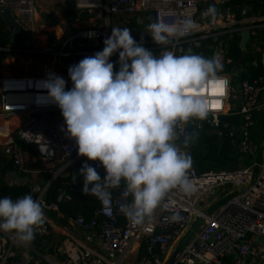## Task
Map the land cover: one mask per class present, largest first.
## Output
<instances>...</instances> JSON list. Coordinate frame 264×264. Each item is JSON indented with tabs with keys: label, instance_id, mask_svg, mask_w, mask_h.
I'll list each match as a JSON object with an SVG mask.
<instances>
[{
	"label": "built area",
	"instance_id": "2783aa9c",
	"mask_svg": "<svg viewBox=\"0 0 264 264\" xmlns=\"http://www.w3.org/2000/svg\"><path fill=\"white\" fill-rule=\"evenodd\" d=\"M38 1L0 0V10H8L29 35L37 16ZM75 2L76 8L82 11L104 10L107 13V20L103 28L79 33L74 39L66 41L56 49L35 44V39L30 35L20 46L9 44L0 48V52L24 54L29 58H49L35 73L0 77V147L12 162L16 172L32 176L42 170H31L26 167L27 152L18 141L22 140L28 147L33 144H47L52 149V155L41 158L36 153L40 161L50 163L57 162L60 158L67 159L57 171L46 170L51 174L49 182L81 156H78L75 141L66 132L59 107L48 99L43 82L50 78V74H55L66 81L65 90L73 87L68 69L83 58L103 50V41L111 35L108 14L149 13L151 23L159 19L167 23L190 19L194 21L195 28L188 35L175 38L168 45H157L149 36L144 41L148 45L146 48L156 51L157 56L162 51H173L177 55H183L187 54L188 49L194 54L204 56L203 43L211 39L215 42L214 45L211 44L213 56L219 55L223 63H229L231 60H225L226 48L219 40L220 36H230L238 32L241 37V32L248 29L251 38L264 27V12L255 13L253 6L247 5L242 9L249 8L250 17L243 15L236 17L226 4L228 0H208L203 3L197 0H75ZM213 3L219 11L217 18L211 20L203 17L202 13ZM80 39H87V45H75ZM72 44L75 47H72ZM252 46L256 51H260L259 47L254 44ZM114 55L119 59L118 53ZM240 68L243 69L235 63L229 73L218 72L217 78L210 80L200 90V95L205 97L209 109L207 118L214 128L219 126L220 117L223 115L234 113L242 116L243 121L236 129L239 131V133L236 131L239 137V150L243 153H254L257 146L251 139V130L255 127L253 118L263 111L264 75L235 83L234 76L238 75ZM185 124L178 123L177 135L181 133ZM194 125L196 129L200 127L197 123ZM15 134H19L20 138L16 139ZM262 143L264 144V141ZM87 163L96 167L97 171L104 170L98 161ZM189 176L195 186V192L187 196L173 190L166 200L165 207L158 208L155 218L143 226L132 225L120 211L121 204L130 202V197L125 199L121 197L120 190H113L111 203L105 207L99 201L93 219L86 220L82 215L68 219V222L83 231H98L100 244L97 247L69 241L67 245L56 247L55 253L59 254L57 258L51 255L43 258L41 255L42 258L48 264H167L171 245L182 239L197 218H202L203 222L199 229L185 245L180 256L170 264H260L264 259V241H260L264 238V156L260 162L253 161L249 165L229 171L197 173L191 169ZM61 185L60 194H64V200H70L66 192L70 184L64 181ZM225 185H229L233 191L237 189L238 192L213 213L203 211L199 207V202L211 199L216 190ZM44 193L45 190L40 191L36 199L44 208L57 210L55 204L45 203ZM168 208L179 210L183 219L170 223L168 217L171 212L167 210ZM100 217H103L102 221L99 220ZM118 217H123L124 222H120ZM50 232L51 228L47 223L37 231L36 236L41 244L46 242ZM134 242L145 243L146 253L136 259L127 260L126 255ZM17 247L21 248L26 263L38 264L39 254L31 243L25 245L14 233L0 230V264H8V261L16 256L14 249ZM21 263H24L23 260ZM12 264H20V260L13 259Z\"/></svg>",
	"mask_w": 264,
	"mask_h": 264
},
{
	"label": "clouds",
	"instance_id": "9594fccd",
	"mask_svg": "<svg viewBox=\"0 0 264 264\" xmlns=\"http://www.w3.org/2000/svg\"><path fill=\"white\" fill-rule=\"evenodd\" d=\"M218 15L214 3L202 13L211 20ZM194 28L190 19H159L148 24L147 33L155 44L168 45ZM143 39L138 43L130 28L113 27L102 51L69 67L70 90L55 74L43 82L78 156L86 158L78 172L83 194L106 207L113 190H120L121 197H131L120 211L135 226L151 222L173 190L187 196L195 192L189 176L193 161L176 143V129L178 123L207 119L209 109L200 90L223 69L219 55L206 58L188 49L183 55L162 51L157 56L143 46ZM117 53L119 70L114 71L110 57ZM87 161H98L103 177ZM167 210L170 223L183 219L179 210ZM46 220L43 204L31 194L0 198V230L14 233L25 245Z\"/></svg>",
	"mask_w": 264,
	"mask_h": 264
},
{
	"label": "trees",
	"instance_id": "16d2710c",
	"mask_svg": "<svg viewBox=\"0 0 264 264\" xmlns=\"http://www.w3.org/2000/svg\"><path fill=\"white\" fill-rule=\"evenodd\" d=\"M67 2L69 4V15L66 14L67 16L73 17L79 14L81 21L86 19L85 13L87 12L77 9L75 0H67ZM260 2H264V0H228L226 4L236 17H240L243 14L242 8L247 5H252L263 13L264 6H260ZM219 40L226 48L225 60H231L229 63H223V69L220 72L229 73L234 64L238 63L239 67L242 66L243 69L237 73V76H234L235 83L243 79L252 80L258 75H264L263 52L256 51L252 46L254 44L257 47L261 46V49H263L264 28H260L256 36H251L245 45V49L240 48L241 37L238 32L230 36H220ZM203 44L205 46L204 57H213L211 44L214 45L215 42L207 39ZM7 45H9V31L0 16V48H4ZM117 61L116 55L110 57V62L114 63V71L119 70ZM253 119L255 127L251 130V139L256 146L261 147V143L264 141V112ZM242 121V116L234 113L221 116L219 126L216 128L210 125L208 118L202 121L190 120V122L197 123L200 126L196 129L195 141L191 148L192 170L197 173L219 172L249 165L252 161V156L258 155L259 151L243 153L239 150V137L236 134V129ZM21 146L23 149H28L26 144L21 143ZM85 160V157L75 160L68 166L64 174L57 176L51 182L43 195L47 205L53 203L57 205L58 211L62 215L60 221L66 222L69 218H75L78 215H82L86 220H91L95 217V212L99 207V200L95 196L83 194V177L78 175L79 169ZM13 170L12 162L0 149V198L7 196L15 200L24 195H32L29 184L7 182V175ZM98 172L102 177L105 174V170ZM74 176L76 177L75 181L73 180ZM64 181L70 184V188L66 190L70 200L58 202L59 189L62 188L61 184ZM99 220L102 221L103 217H100ZM38 240L37 236H35L33 241L37 242ZM142 249L143 252L146 251V245Z\"/></svg>",
	"mask_w": 264,
	"mask_h": 264
},
{
	"label": "crops",
	"instance_id": "0c3cea01",
	"mask_svg": "<svg viewBox=\"0 0 264 264\" xmlns=\"http://www.w3.org/2000/svg\"><path fill=\"white\" fill-rule=\"evenodd\" d=\"M259 10L260 9H257L253 6V11L255 13L259 12ZM263 11H264V9H263ZM126 15L131 18V21H127V22L124 21V23L120 24L117 27L130 28L131 35L134 37V39L138 43L141 41V36H143V38H144L143 39V46L146 48L148 45L144 41L150 36L147 33V26L149 23H151V15L149 13H142V14H137V15L126 14ZM243 16H245V15H243ZM245 17H250V16H245ZM86 20L87 19H84L83 21H86ZM113 25H114V23H113ZM262 28H264V27H262ZM111 31H112V28H111ZM9 38H10V35H9ZM262 46H263L262 47L263 49H261V46H258V47H259L260 51L263 52V54H262V57H263L264 56V42H263ZM25 54H27V53H25ZM7 55L9 56V58H6V59L11 60L12 62L19 59L22 62V64L24 63V60L29 61V59H30L28 55H24V54L11 53V54H7ZM41 59H43V58H40L39 60H41ZM23 68H26V67L23 66ZM26 73L27 72H17L14 69H10L9 65H6L4 67L3 66L0 67V77L3 75H9V74L22 75V74H26ZM262 109H263V111L261 113L264 112V103H263ZM261 113H259L258 115H260ZM18 142L20 143V145H21V143L25 144L22 140H19ZM0 149L2 151V147H0ZM25 150L27 152L26 167L27 168L29 167L31 170L32 169H35V170L38 169V170H42V171H40L39 173L33 174L32 176H30V175L26 176L21 172L20 173L17 172V173L19 176L27 178V182L25 184H29L32 193L36 192V194L38 195V193L40 191H42V190L46 191L51 184V182H49L51 174H50V172H48L46 170L51 169L52 171H57L58 168H60L61 166H63L66 163L67 159L60 158L57 162H50V163L42 162L37 158V154L30 147H28V149H25ZM182 151H183V149H182ZM14 171H16V170L14 169L13 171H11L7 175V178H6L7 182L8 181L12 182V183L16 182V181H13L12 177H11V174ZM65 172H66V170L62 174H64ZM62 174H60V175H62ZM237 192H238L237 189H235V191H233L229 185H225L224 187L217 189L215 192V195L211 199H204L203 201L199 202V207L203 211H206L208 213H213L221 205H223L232 195L236 194ZM62 200H64V199H62ZM130 200H131V197H130ZM58 202H60V201H58ZM50 205H52V204H50ZM44 212H45V215L47 217L46 223L50 226L51 232L48 235V237L46 238V242L44 244H41L40 240H38L37 242H35V241L31 242V244L35 248V249L34 248L33 249L36 250L37 253L39 254V257L37 259L38 264H45L44 261H46V260H44L43 258L47 257L48 255H51V257L57 258L59 254L55 253L56 247L61 246V245H67V242H69V241H73L74 243H77V244H84V245H88V246H92V247H97L100 244L99 238L97 235L98 231H94V232L83 231L78 226L73 225L70 222H68V220L66 222L60 221V219H62V218H60L62 215L58 211V207H57V210L50 209V208H44ZM120 218H122V219H120ZM118 220L120 222H124L123 217H118ZM1 234L3 235V237H5L2 232H1ZM179 242L180 241L174 242L171 245V247L169 248V250H170L169 253H171V254H169V256H168L169 260L167 261V264L170 263L171 257L173 255L176 247L178 246ZM144 245H145V243L134 242L132 244L129 252L126 255L127 260H133V259H136V258L144 255L146 253V251L143 252V249H142V247ZM39 249H45V253L39 251ZM41 255H43V258ZM11 259H18L22 262L23 255L21 252L16 253V256L14 258H11ZM9 264H10V262H9Z\"/></svg>",
	"mask_w": 264,
	"mask_h": 264
},
{
	"label": "rangeland",
	"instance_id": "374dc122",
	"mask_svg": "<svg viewBox=\"0 0 264 264\" xmlns=\"http://www.w3.org/2000/svg\"><path fill=\"white\" fill-rule=\"evenodd\" d=\"M197 1L203 3L207 2L208 0ZM37 4V16L33 25L31 26L32 30L29 32V35L35 39V44L47 45L50 47H54L55 49L66 41L74 39V37L79 33L87 30L93 31L102 29L107 20V13L104 10H91L90 12L85 13L87 19L86 21H81L79 18V14L73 17L67 16L66 14H68L69 9L67 0H39ZM108 19L110 34L111 28L119 26L120 24L124 23V21H131L130 17L122 13L108 14ZM87 43V39H80L75 43V45L83 46L87 45ZM75 45L72 44V47H75ZM151 51L156 54V51ZM7 54L10 53L3 51L0 52V67L9 65L10 69H14L17 72L35 73L42 67L43 63L49 60V58L41 60H39L40 58H30L29 61L24 60V63L22 64L19 59L13 62L9 59H6L9 58ZM23 66L27 69L25 70ZM256 150L257 152L259 151V153L254 157L252 156L251 162H260L263 160L264 144L261 145V147L257 146ZM6 246H8V244ZM14 250L15 253H20L22 251L20 247H17V249ZM39 251L45 253V249H39ZM173 261L174 260H170V263H172ZM9 262L10 264H12L13 259H10L8 261V264ZM23 262V264H30L24 261V256ZM44 262L45 264H48L46 261ZM20 264H22L21 261Z\"/></svg>",
	"mask_w": 264,
	"mask_h": 264
},
{
	"label": "water",
	"instance_id": "95a60500",
	"mask_svg": "<svg viewBox=\"0 0 264 264\" xmlns=\"http://www.w3.org/2000/svg\"><path fill=\"white\" fill-rule=\"evenodd\" d=\"M260 6L263 7L264 2H260ZM243 15L250 16L251 15L250 9L244 8ZM0 16L3 19L6 28L9 31V35H10L9 43L11 46H20L28 40L29 38L28 33L24 30V28L21 25H19L14 20L13 16L8 10H0ZM249 38H250L249 30L248 29L243 30L241 32V40H240L241 49H245V45L249 40ZM240 71H242V68H240ZM261 100H263V96L261 97ZM237 133H239V131H237ZM195 136H196V127L194 123L190 121L186 122L181 133L177 135L176 143L178 144V146L182 147L183 151H185L190 157L192 154L191 148L195 141ZM15 138L19 139L20 135L15 134ZM185 144H187L186 147ZM261 145H263V143ZM30 148L35 153H37L41 158H48L52 155V149L47 144H33L30 146ZM11 177L13 181H16V183L19 184H25L27 182V178L19 176L16 171L12 172ZM32 195L34 196V198L37 197L36 192L32 193ZM63 195H64L63 193L60 194L57 200L61 201L63 199ZM202 222H203L202 218H197L195 222L191 225V227L188 229V231L185 233V235L180 240L178 246L176 247L172 255L171 261L177 259L180 256L185 245L191 240L194 233L199 229ZM260 241H264V238H261ZM260 264H264V259L261 261Z\"/></svg>",
	"mask_w": 264,
	"mask_h": 264
},
{
	"label": "bare ground",
	"instance_id": "6f19581e",
	"mask_svg": "<svg viewBox=\"0 0 264 264\" xmlns=\"http://www.w3.org/2000/svg\"><path fill=\"white\" fill-rule=\"evenodd\" d=\"M27 68H25V70H26Z\"/></svg>",
	"mask_w": 264,
	"mask_h": 264
}]
</instances>
